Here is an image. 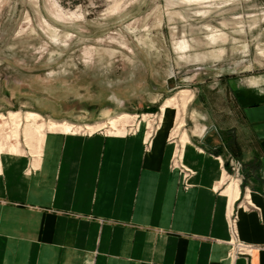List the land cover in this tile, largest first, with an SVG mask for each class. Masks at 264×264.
Listing matches in <instances>:
<instances>
[{
    "label": "crops",
    "instance_id": "1",
    "mask_svg": "<svg viewBox=\"0 0 264 264\" xmlns=\"http://www.w3.org/2000/svg\"><path fill=\"white\" fill-rule=\"evenodd\" d=\"M226 91L216 131L176 130L168 110L156 129L59 124L39 153L2 151L0 264H264V81ZM228 129L239 158L219 141ZM230 210L247 255L229 253Z\"/></svg>",
    "mask_w": 264,
    "mask_h": 264
},
{
    "label": "rangeland",
    "instance_id": "2",
    "mask_svg": "<svg viewBox=\"0 0 264 264\" xmlns=\"http://www.w3.org/2000/svg\"><path fill=\"white\" fill-rule=\"evenodd\" d=\"M248 81H264V0H0V153H39L62 132L50 120L150 130L173 110L176 130L216 131L226 89ZM220 135L239 158L233 129Z\"/></svg>",
    "mask_w": 264,
    "mask_h": 264
},
{
    "label": "built area",
    "instance_id": "3",
    "mask_svg": "<svg viewBox=\"0 0 264 264\" xmlns=\"http://www.w3.org/2000/svg\"><path fill=\"white\" fill-rule=\"evenodd\" d=\"M232 166L234 169V175H240V166L241 163L238 160H232ZM227 224L230 233L229 245L230 251L229 253L232 255H247L252 250V246L243 242L240 239L239 231H238V216L235 210H230L227 215Z\"/></svg>",
    "mask_w": 264,
    "mask_h": 264
},
{
    "label": "bare ground",
    "instance_id": "4",
    "mask_svg": "<svg viewBox=\"0 0 264 264\" xmlns=\"http://www.w3.org/2000/svg\"><path fill=\"white\" fill-rule=\"evenodd\" d=\"M169 101L170 100H167V103H165L164 104V106L163 107H166L167 106V104L169 103ZM17 113V112H16ZM16 113H14V112H11L10 113V115H12V116H15V114ZM27 119H26V121H29L30 119L29 118H39L41 115L39 114V113H36V112H27ZM124 116H128L129 117V114H126V113H124V114H122V115H120V116H118L117 118H112L111 120H110V124H111V126L114 128V129H117V130H119V128H117V126H116V122L117 121H119V119H121V118H123ZM0 117H1V115H0ZM127 117V118H128ZM125 121V120H124ZM30 122V121H29ZM128 122V121H127ZM49 123H51L52 125H56V124H60V125H63V126H70V125H73L72 123H70V122H67V121H61V122H56V121H54V120H50L49 121ZM17 127V126H16ZM93 126L92 125H87L85 128H92ZM111 128V127H110ZM27 135V134H26ZM19 139V138H18ZM233 185H234V183H232L231 184V186H230V188L231 187H233Z\"/></svg>",
    "mask_w": 264,
    "mask_h": 264
}]
</instances>
